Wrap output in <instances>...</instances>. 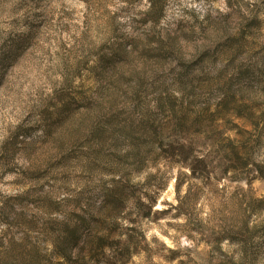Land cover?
<instances>
[{"label":"rangeland","instance_id":"374dc122","mask_svg":"<svg viewBox=\"0 0 264 264\" xmlns=\"http://www.w3.org/2000/svg\"><path fill=\"white\" fill-rule=\"evenodd\" d=\"M157 1L0 0V264H264V0Z\"/></svg>","mask_w":264,"mask_h":264},{"label":"trees","instance_id":"16d2710c","mask_svg":"<svg viewBox=\"0 0 264 264\" xmlns=\"http://www.w3.org/2000/svg\"><path fill=\"white\" fill-rule=\"evenodd\" d=\"M157 2H158V10L156 14L158 18L159 14H161L163 11V0H158ZM153 8H154V3L152 2L150 6L151 12L154 11ZM157 18L155 19L156 21H157ZM226 142L229 143V145H231V148L228 150V153L226 154L227 159L234 165L236 164L242 165L243 161L246 162V158L244 157L243 159L241 156V153H243V155L248 153L247 148L236 147L235 146L236 144L234 143V141L230 139H226ZM194 172L195 170H193V173Z\"/></svg>","mask_w":264,"mask_h":264}]
</instances>
